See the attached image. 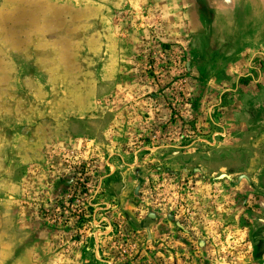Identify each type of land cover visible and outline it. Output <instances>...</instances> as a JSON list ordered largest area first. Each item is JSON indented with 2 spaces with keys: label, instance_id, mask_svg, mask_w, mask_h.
Masks as SVG:
<instances>
[{
  "label": "rangeland",
  "instance_id": "374dc122",
  "mask_svg": "<svg viewBox=\"0 0 264 264\" xmlns=\"http://www.w3.org/2000/svg\"><path fill=\"white\" fill-rule=\"evenodd\" d=\"M196 2L0 0V264H264V55Z\"/></svg>",
  "mask_w": 264,
  "mask_h": 264
},
{
  "label": "crops",
  "instance_id": "0c3cea01",
  "mask_svg": "<svg viewBox=\"0 0 264 264\" xmlns=\"http://www.w3.org/2000/svg\"><path fill=\"white\" fill-rule=\"evenodd\" d=\"M196 3L201 5L203 11L212 12V27L217 26L219 29L227 25L234 27L235 39L232 41L249 43L243 53H239V59L242 60L246 53L250 54V59L258 54L264 55V0H197ZM225 11L231 12L235 21L231 17L226 19ZM241 11L242 15H240ZM220 39L218 41H225ZM248 67L251 68L249 62ZM255 70L258 68L255 67ZM244 104L249 107V114L259 110L258 113L262 112L264 115V85L257 93L251 92L245 95Z\"/></svg>",
  "mask_w": 264,
  "mask_h": 264
}]
</instances>
